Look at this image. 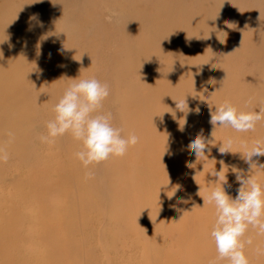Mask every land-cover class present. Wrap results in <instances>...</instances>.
Wrapping results in <instances>:
<instances>
[{
  "label": "bare ground",
  "instance_id": "1",
  "mask_svg": "<svg viewBox=\"0 0 264 264\" xmlns=\"http://www.w3.org/2000/svg\"><path fill=\"white\" fill-rule=\"evenodd\" d=\"M124 1L102 0V5L94 6L92 9L94 17L82 26L88 31V34L80 35L91 47L104 37H107L108 42L114 40L117 42V45H114V50H106L104 47L102 52L97 54L101 49L95 51L93 48L76 45L70 50L72 61L67 62L64 55L55 61L53 56L51 58V74L48 78L53 87H45L49 98L57 100L71 83L76 82L71 79L78 81L95 77L96 70L99 69V59L105 60L100 77L106 76L105 82L113 92V102L109 100V108H114L116 104L121 106L113 112L116 121L115 127L123 129L122 135L124 136L131 133L136 134L139 137V142L132 146L123 157H115L109 164H105V183L101 181L98 186L93 175L91 179L86 178V173L97 169L96 165L85 169L75 158V152L70 149V147L73 148V145H79L81 148V143L74 139L69 142V148L59 146L54 151V143H46L47 159L41 161V166L39 153L33 155L32 158L27 156V151L31 149L35 151V148L29 139V131L24 127L28 125L32 112L25 100L26 82L23 81L25 56L23 52L29 49L34 50L35 46L28 42L31 36L30 32L24 37H18L19 30H21L19 26L24 23L26 8L19 5L14 6V0H0V126L7 123L1 133H5L8 142L11 143L7 153L13 152V156L18 158L12 163L16 168L26 163V159L31 161L30 167L24 170L25 177L14 178L12 190L9 192L10 199H12L10 203L6 204L0 201V264H87L93 262V259L96 258L93 257L94 247L92 245L85 246L84 242L75 243L72 237L74 233L84 229L91 218L86 217L84 221L79 220L77 225L74 220L94 212V205L88 201V194L95 196L98 200L104 194L107 195V209L114 221L112 229L102 237V250L111 254V257L106 258L105 261L102 259V264H209V261L218 255L212 246H207L204 250L188 246L190 240L187 235L195 232L198 236L192 239V242L199 247L206 246L208 239H211L212 229L208 230L206 227L208 223L214 224L215 222L214 207L211 205L203 207L202 199L207 195L204 191L208 187L207 181H215L216 177L211 173L214 169L220 170L219 161L223 160L225 165L229 166V169H225V172H228V184L225 185V188L229 195L235 197L236 190L240 185L236 182L235 173L231 168L235 166L247 174L249 166L241 159L240 145L243 142L251 144L256 139H264V120L257 123L254 132H247L250 135L249 139L245 138V133H238L231 128H218L219 132H223L224 140L227 137L234 140L232 153L226 156H213L215 148H212V152L208 155L209 160L196 162L194 153L187 146L201 129L205 138H208L210 110H202V104L213 107L216 105V98L213 96L199 98V100L193 101L199 108L198 114L189 107V112L184 108L180 115L176 110L175 100L180 99L181 95L190 90L191 83L188 81L184 90L185 86L176 82V79L182 78V76H176L173 73L179 74V70L184 71V67L188 65L191 57L193 58L191 50L189 53L185 52L190 47L188 29L204 28L205 23L198 20L197 15L192 16L191 14L187 19L181 20L183 23L182 27H179L178 34L173 28L179 24V21L172 19L169 25L174 27L169 32L156 34L157 38L166 39L167 43H170V45L167 44L168 52H166L162 47H158L152 38L145 40L143 33L140 34L143 23L147 28H151L154 23L151 27L146 24L152 22H155L157 26L160 25L155 17L148 12L149 10L159 12V7L156 5L157 0H154L155 3L150 1L149 7H147L148 5L145 7L139 5L143 4V0L137 1V4L134 5L125 3L122 5ZM165 1L167 2L165 9L174 3L173 0ZM138 5L145 11V14L142 11L137 15L141 19L138 28L129 31V21L125 23L127 27L117 28V31L108 29L107 26L101 27V20L109 23L105 19L106 12L118 15V22L117 18L114 22L119 23L123 21L121 13L126 10H134ZM90 8L91 6L88 9ZM97 10L100 12L99 14H97ZM200 12H203L202 15L207 17L210 14L205 7ZM257 13L254 11V14ZM109 17L111 18V16ZM241 20L244 19L241 18ZM220 22L225 23L226 20L220 19ZM25 24L27 27L29 26L28 21ZM62 25H67V23L64 22ZM62 25L58 27L59 32L63 31ZM126 34L133 35L134 41L129 42ZM71 36L70 38L66 36L69 38L68 41H71L72 44L76 43L74 38L78 37ZM251 39L259 42L255 38ZM59 40L60 38L57 37V40H51L49 44L55 47ZM210 48V51L215 53V61H217L214 67H218L229 56L228 49L221 45L219 39L213 42ZM177 51H181V54H178ZM255 51L256 55L262 58L260 51L256 48ZM152 52L154 54H151ZM34 53L36 54V52ZM80 53H87L92 60L96 59L93 60L92 66H87L85 61H80ZM124 53L126 54L123 55ZM168 54L173 57V61L174 58L179 61V67L164 64L165 68L162 69L164 66L156 68L150 63L147 65L151 57L160 58ZM130 57L134 58L131 64L126 62ZM61 62L65 71L62 77L58 76L56 72ZM165 62L163 61V63ZM82 64L85 66L83 69H81ZM262 66L264 67V64ZM145 67L148 70L152 68L153 74L145 75L143 78V74L146 73V71L143 72ZM198 70V68H193L192 72ZM165 71L167 72L166 78L159 80L157 75ZM214 71L218 74L221 73V71ZM241 76L247 75L242 73ZM241 76L225 82L226 85L232 83L236 90L247 92L248 98H241L239 95L240 99H234L233 106L241 111H259L264 108V75L259 76L256 83L245 82ZM130 77H138V80L134 83ZM144 81L147 82L141 87ZM222 82L221 80L216 81L217 84ZM57 85L61 87V90H58ZM121 86L127 88L123 89ZM162 93H165L166 96H162ZM155 96L157 100L165 101L171 105L168 107L170 113L164 120H160L158 116L151 113L153 105L146 106V98ZM53 107L54 104L45 109L48 117L54 114ZM143 111L149 112V116L147 114L143 116ZM40 115L42 114H37V117ZM169 116H171L170 119L174 118L172 123H166ZM186 116L190 117L189 123L185 122ZM159 121L162 123H157ZM14 125L17 126L13 128ZM170 138L172 141H169ZM159 141L162 145L160 149H156L155 145ZM215 144L219 146L216 140L213 145ZM146 149L149 155H143V150L146 151ZM63 150H66L63 154L67 157L60 155V151ZM165 154L167 157H164ZM253 159L264 163V157H254ZM3 167L0 165V174L5 171ZM126 168H129L130 171L124 174ZM152 168L154 171H151ZM252 174L257 175L259 181L264 184V170L253 169ZM72 180L82 188L81 190L85 191L79 205H77L79 195L74 192L72 196L66 189ZM178 180L184 183L178 185ZM133 181L136 186L130 192L129 187ZM177 186L179 187L177 188ZM199 187L201 188L200 196L197 195ZM59 201H65L66 213L64 208L61 209ZM99 203H102V206L106 205L104 200H100ZM17 204L21 212L17 210ZM120 204L123 206L118 210ZM194 206L196 207L193 208ZM3 208L7 209V214L3 213ZM185 211L188 213H184ZM95 213L98 214V219L104 214L101 209ZM131 220L135 223L138 220L142 227L145 226L144 236L150 234L151 229L154 233H162L164 237L160 241V245L166 251L156 254L152 252L153 247L148 245L145 253L140 257H118L120 254L118 249H115L117 243L126 244L128 234L131 233L141 237V232L131 227ZM115 226L117 229H114ZM247 238L252 240L251 244L245 246L247 250L244 249L250 253L247 255L249 262L264 264V255L257 253L258 247L264 249V236H258L255 230L249 229L246 234ZM174 243L177 246H173ZM210 243L214 244L212 239ZM137 244L142 246L143 243L138 242ZM186 249L189 250L186 251ZM163 257L164 261H162ZM72 258L74 262L71 263ZM218 264H227V261H219Z\"/></svg>",
  "mask_w": 264,
  "mask_h": 264
},
{
  "label": "rangeland",
  "instance_id": "2",
  "mask_svg": "<svg viewBox=\"0 0 264 264\" xmlns=\"http://www.w3.org/2000/svg\"><path fill=\"white\" fill-rule=\"evenodd\" d=\"M137 1L140 0H125L122 5L124 3L134 5L135 3L137 4ZM150 1L155 3L154 0H143V4L140 3L139 5H143V7L148 5L147 7H149ZM173 2L174 3L171 4L168 9H165L164 7L167 6V2L165 0H157L156 5L159 7V12H155L153 10H149L148 12L155 17L156 21H158L160 25L157 26L155 22H152L150 24L145 23L148 27H151V25L154 23L151 28H147L143 23V29L140 30V34L143 33V38L145 40L152 38L158 47H162L164 50H166V52H168L166 48L169 42L167 43L166 39L157 38L156 34L158 32H169V30L174 27L169 25V22L172 21V19H178L179 21V24H177L173 28L176 29V33L178 34L179 27H182L183 23L181 22V20L183 18L187 19L191 14L192 16L197 15V17L199 18L198 20L205 23L204 28L188 29V33L190 35V41L188 43L190 44L191 48L189 47V49L185 52L189 53L191 50L193 58L191 57L188 65L184 67V71L179 70V74H177V72L173 73L176 76H182V78H177L176 82L180 85H184V90L186 89L188 81L191 83L190 90L184 95H181L180 99L185 98L188 108L190 107V109L195 112L197 104H194L193 101L199 100V98H207L212 96L216 98V105L213 107L202 104V110H210V108H212L211 111H214L217 105L222 104L225 101H228L233 105L234 99H240L239 95H241V98H248L246 91L236 90L234 89L232 83L226 85L225 82L233 79L234 77L241 76L242 73H245V75L247 76H241L242 79L245 80V82L251 81L256 83L259 76L264 75V67L262 66V64H264V0H173ZM98 4L102 5V0H14V6H24L27 10L24 12V23L19 26L21 30H19L18 28V37H24L30 32L31 36L28 42L29 44L35 46L34 50L29 49L23 52L25 56V65L23 68V72H25L23 81L26 82L25 100L27 101L28 108L32 112L28 125H25L24 127L27 131H29V139L31 140L32 145L35 148V151L34 149H31L28 150L26 154L27 156L32 158L33 155L39 153L40 166L42 165L41 161L47 159L48 151L46 143H42L40 141V136L47 134V122L54 116L53 114L51 117H48L45 113V109L52 106V104L55 105L59 100L50 99L48 94H46L45 92L46 86L53 87V84L48 81L52 68L51 58L54 56L56 61L58 57L61 58L64 55L67 62L72 61V52L70 50H72L76 45H80L85 48H93L95 51L101 49L97 52V54H100L104 47L106 50H114V45H117V42H115L114 40L108 42L107 37H104L98 40L96 44L91 47L89 43L85 42L84 39L80 37V35L88 34V31L83 29L82 26L84 23L90 21L94 17V12L92 9ZM139 5L134 10H126L121 13L123 21L119 23L114 22L115 18H117L118 22V15L111 12H106L105 19H107L109 23L101 20V27L107 26L108 29L117 31V28L122 29L127 27L125 23L129 21V31L130 29L132 30L133 28H138V24L141 23V19L138 18L137 15L138 13H142L143 11L141 8H139ZM90 6L91 8L88 9ZM204 7L210 13L208 17L202 15L203 12H200V10ZM171 10L172 12H170ZM254 11H257L258 13L254 14ZM99 13L100 12L97 10V14ZM143 13L145 14V11H143ZM109 16H111V18ZM32 17H35V19H30ZM241 18H243L244 20H241ZM220 19H224L226 20V22L222 23L220 22ZM27 21L29 23L28 27L25 24ZM64 22H66L67 25H62V23ZM37 24L39 25L36 26ZM60 25L63 26L62 32H59L58 29ZM67 31L71 32L68 33ZM223 32L227 33V40L225 44L221 45L225 49L227 48L229 53H232L237 48L238 50L229 55V58L227 57V59L219 64L218 67H214V64L217 63V61H215V53L211 52L209 47H211V44L213 42H216L218 39H223ZM71 35H75L78 37L74 38L76 43L72 44L71 41H68V39L72 37ZM126 35V38L129 42L134 41L133 35ZM66 36H69V38ZM57 37H59L60 40L56 43L55 47H52L49 44V41L57 40ZM50 38L51 40H49ZM251 38L257 39L260 43L252 40ZM254 47L260 51L262 58H259V56L256 55ZM33 51L36 52V54ZM181 51H177V53L181 54ZM125 54L126 53H124L123 55ZM151 54H154V52H152ZM170 57L171 56L169 54L165 57L161 56V59L159 57H151L147 65L150 63L151 66L156 68H161L162 66H164V64H170L172 67H179V61H177L175 58L173 61V57ZM79 59L81 62L85 61L87 66H92L93 60H96H92V58L87 55V53H80ZM133 61V57H130L128 60H126V62H129L130 64L133 63ZM163 61L166 62L163 63ZM104 62L105 60L99 59V69L96 70L97 73L95 74V77H93L100 81L102 84H107V82H105L106 76L100 77V73H102L103 71L102 66L105 65ZM83 68H85V66L82 64L81 69ZM146 68L147 67L143 68V72L146 71V73L143 74V78L145 77V75L153 74L152 68L149 70ZM164 68L165 66L162 69ZM193 68H198L199 70L196 72H192ZM214 70L221 71V73L218 74ZM56 72L60 77L64 75L65 71L62 62L57 68ZM166 75L167 72L165 71L159 73L157 77H159V80L162 78L165 79ZM130 79L132 82L136 83L138 77H130ZM211 79L215 80V84L210 83ZM217 80H221L223 82L217 84ZM146 82L147 81H144L141 87H143ZM157 82L160 84L159 81ZM1 83L3 84V82ZM57 88L58 90H61V87L59 85H57ZM121 88L125 89L127 87L121 86ZM109 89L110 94L103 102V108L100 111L102 113L111 112V123L115 127L116 121L113 112L121 108V106L119 104H116L114 108H109V100L113 102V92L110 87ZM61 96L62 95H60L59 98ZM162 96H166V94L162 93ZM156 98V96L146 98V106L153 105L151 113L155 116H158L160 120H164V118L167 117L170 113L168 107L171 105L165 101H159ZM21 101L23 102V100ZM185 108L187 109V106H185ZM177 112H179L180 115L182 113L179 110ZM39 113H41L42 115L37 117V114ZM146 114L149 116V112L143 111V116H145ZM170 117L171 116L166 119V123H172L174 118L170 119ZM185 121L189 123L191 121L190 117L186 116ZM157 123L161 124L162 122L159 121ZM6 124L0 126V148H2L7 153V150L11 146V143L8 142L7 135L5 133H1V130L6 126ZM16 126L17 125H14L13 128ZM208 129V138H211V132L213 129L210 123H208ZM244 136L247 139L250 138V135L248 133H245ZM72 140L73 138L70 135H66L63 138H58L54 142L53 151L56 150L59 146L69 148V142ZM214 140H216L220 146L224 142L223 132H219L218 130H216ZM169 141H172V138H170ZM161 145L162 143L159 141L155 145L156 149H160ZM219 146L216 144L208 146L211 149L210 153L212 152V148H215L213 156L221 155L218 152ZM79 148V145H73V148L70 147V149H72V151H74L75 153L79 151ZM131 148L132 146L129 147L128 151ZM65 151L66 150L60 151V155L62 157H67L65 154H63ZM147 151V149L146 151L143 150V155H149ZM210 153L206 149L205 155L208 156ZM7 154L9 157L8 161L6 163H0V165L4 166L3 168H5V171L0 174V201L2 203L9 204L12 200L10 199L9 192L12 190V183L14 178L25 177L26 172H24V170L30 167L31 161L29 159H26V163H23L21 167L16 168L12 163L18 160V158H15L13 156V152H9ZM226 155L227 154H225L224 156ZM164 157H167V154H165ZM114 158L115 157L110 158L109 160L96 165L97 169L95 171H91L92 175L96 178V183L98 186L101 181L105 183V164H109ZM129 171L130 169L126 168L124 174ZM151 171H154V168H152ZM73 182L74 181L72 180L68 184L69 186H66V189H68L72 196L74 195V192L79 195V198H77V205H79L81 202L80 199L84 196L85 191L84 189L81 190L82 188H80L76 182ZM177 182L176 183L178 185H182L184 183L180 180H178ZM143 183L145 182L143 181ZM59 184L63 185L62 183ZM187 184H189L188 181ZM135 186L136 185L133 181L131 183V186L129 187V191L131 192L132 188H134ZM107 199L108 197L106 194L101 196L100 200H104L106 202V205L102 206V203H99L100 200H98L95 196L88 194V201L94 205V212H90L88 216H82L79 219L74 220L75 224L77 225V222L79 220L84 221V218L86 217L91 218L88 224L84 226V229H81L80 232L74 233V235L72 236L75 243L84 242L85 246L92 245L94 247L93 257L96 258L95 260L93 259V262L87 264H102V259L105 261L106 258L108 259L111 257V254L105 253V251H103L101 247V244L103 243L102 237L106 236L105 233L109 232V230L112 229V226H114L112 215L108 212L107 209ZM59 204L61 206V209H65L66 213L65 201H59ZM99 205H101L102 207H100ZM18 206L19 205L17 204V210L21 212ZM122 206L123 205L120 204L118 206V210H120ZM99 209H101L104 214L98 219V214L95 213V211H98ZM2 211L4 214L8 213L6 208H3ZM203 222L206 221L203 220ZM213 225L214 224L212 223H208L206 228L208 230H211ZM131 227L134 230L140 231L141 237H137V235L131 233L128 234V242L126 244L122 245V243H117L115 249H118V253L120 254L118 257H140L145 253L148 245L153 247V253L159 254L160 252L166 251V249L160 245V241L164 237L162 233H154L153 229H151V232H149L150 234L144 236L143 232L145 230V226L142 227L141 223L138 220L136 221V223L135 221L131 220ZM114 229H117L116 226ZM180 232L182 231L180 230ZM196 236L198 235L195 234V232L187 235L188 239L190 240L188 246L198 247V250H204L207 246H212L215 248L214 244L210 243L211 239H208V241L206 242V246L199 247L196 243L194 244L192 242V239H194ZM121 239H124L122 234ZM138 242L143 243L142 246L141 244H137ZM173 246H177V244L174 243ZM188 250L189 249H186V251ZM245 250H247V248H245ZM245 254L247 256L250 253L245 251ZM164 260L165 258L163 257L162 261ZM70 262H74V259L72 258ZM249 264L253 263L249 262Z\"/></svg>",
  "mask_w": 264,
  "mask_h": 264
},
{
  "label": "clouds",
  "instance_id": "3",
  "mask_svg": "<svg viewBox=\"0 0 264 264\" xmlns=\"http://www.w3.org/2000/svg\"><path fill=\"white\" fill-rule=\"evenodd\" d=\"M223 34V39L219 40L221 44H225L227 40V33L223 32ZM236 50L238 48L228 55ZM71 80L76 82L66 88L54 105L52 109L54 116L47 122V134L40 136V141L52 144L58 138L70 135L75 141L81 143L75 158L85 169L113 157H123L129 147L139 142V137L134 133L128 136L122 135L123 129L114 127L111 123V112L101 113L103 102L110 94L109 86L102 84L94 77L78 81ZM210 83L215 84V80L211 79ZM175 102L177 110L183 112L187 106L189 112L185 98ZM211 109L209 121L213 129L211 138L206 139L201 129L187 146L194 153L196 162L209 160L205 151L207 149L210 153L211 149L208 146L215 143L214 136L217 128H231L238 133L254 132L257 123L264 120V108L259 111H241L225 101L217 105L214 111ZM195 111L198 114L199 108ZM9 135L11 136V133ZM233 144L234 140L227 137L219 146L218 152L221 155L232 153ZM240 147L241 159L249 166V169L246 174L244 170L232 166L231 170L235 173L236 182L240 185L235 197L229 195L225 188L228 184V172L226 173L225 169H229V166H226L223 160L219 161L220 170L214 169L211 173L216 177L215 181H207L208 187L204 189L207 195L202 198L203 207L207 205L214 207L215 222L210 237L218 254L215 259L209 261V264H218L219 261L224 260L227 264H249L244 249L246 245L252 243V240L246 239V234L249 229H252L258 236H264V184L259 181L257 175L252 174L253 169L264 170V163L253 159L264 157V139H256L251 144L243 142ZM8 159V154L0 148V163H6ZM196 175L193 177L194 181ZM86 178L91 179L92 173H86ZM200 192L199 187L197 195L200 196ZM257 253L264 255V249L258 247Z\"/></svg>",
  "mask_w": 264,
  "mask_h": 264
}]
</instances>
